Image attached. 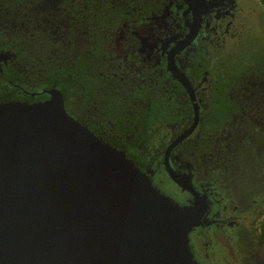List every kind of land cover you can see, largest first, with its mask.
<instances>
[{
  "label": "flooded vegetation",
  "instance_id": "af4514ba",
  "mask_svg": "<svg viewBox=\"0 0 264 264\" xmlns=\"http://www.w3.org/2000/svg\"><path fill=\"white\" fill-rule=\"evenodd\" d=\"M140 2L123 3L127 15L118 18L106 40L92 42L88 26L69 16L60 1L43 4L49 17L43 40L50 48L48 64L53 58L71 64L103 46L97 71L102 78L119 80L117 94L126 106L123 131L113 132L96 99L84 101L82 85L79 98L63 95L65 107L82 125L94 126L96 131L90 130L104 142L115 137L117 144L107 143L125 151L166 196L181 206L194 205L196 199L208 204L203 225L189 236L197 264H264V243L255 229L264 201V76L257 74L264 51L255 38L256 22L264 23L262 5L258 0ZM5 45L0 39V55L7 54L0 60V91L7 102H44L50 99L48 91H59L47 87L38 73L39 52L30 51L27 64L20 53L1 49ZM4 67L16 74L8 76ZM218 83L229 88L237 110L224 126L211 129L205 122ZM154 104L153 117L161 121L146 127L147 110ZM196 120L193 132L181 138ZM168 169L190 190L173 182Z\"/></svg>",
  "mask_w": 264,
  "mask_h": 264
},
{
  "label": "water",
  "instance_id": "95a60500",
  "mask_svg": "<svg viewBox=\"0 0 264 264\" xmlns=\"http://www.w3.org/2000/svg\"><path fill=\"white\" fill-rule=\"evenodd\" d=\"M48 94L0 103V264H197L189 236L208 204L166 196Z\"/></svg>",
  "mask_w": 264,
  "mask_h": 264
},
{
  "label": "trees",
  "instance_id": "16d2710c",
  "mask_svg": "<svg viewBox=\"0 0 264 264\" xmlns=\"http://www.w3.org/2000/svg\"><path fill=\"white\" fill-rule=\"evenodd\" d=\"M59 1L61 3L60 7L70 12L69 16L75 18V21L77 18L82 19L81 23L88 26V32L91 36L89 41L92 42L94 39L98 41L106 40L104 39L105 35L108 34L109 29H114V24L118 23V18L127 15L122 5L123 3H128L131 7L134 1L140 2V0H0V39L6 43L1 49L20 53V59L23 63L26 62V55L27 60H32V58L28 57L30 51L39 52L37 56L42 62L38 65V73L43 76L47 87L56 86L62 95L71 99L79 98V94L83 89V93L86 96L84 101L90 103L92 99H96L99 103V108L108 114L110 123L114 127L113 132L115 134L122 132L126 120V106L117 94L120 92L118 88L119 80L114 81L102 78L100 72L97 71L96 60L101 59V56L105 54L101 44L93 48L89 54L86 53L84 57H77L76 61L71 64H67L65 61L60 62L55 58L52 59V65L48 64L50 48L43 40L48 36L47 18L49 17L43 13L45 9L43 4ZM144 1L146 0H142V2ZM142 2L139 5H143ZM147 2L150 3V0H147ZM259 2L263 8L262 20L264 21V0H259ZM145 9L148 14L151 12L150 7ZM7 33L12 35L8 37ZM9 38L14 40V42L10 41ZM45 51L46 54L41 55L40 52ZM258 63H260V69L257 74L263 79V56H260ZM3 69L8 76L16 74L11 67H4ZM79 85H82V89L78 87ZM218 86L219 88L214 90L211 112L205 122V125L207 127L210 126L211 129L224 126L225 122H229L232 113L237 110L234 102L228 96L229 88L225 87L223 83H218ZM97 95H99L98 99L95 97ZM8 100L9 98L5 91H0V103ZM157 111L158 106L156 104L151 105L150 110H147L145 117L146 127H150L157 120L161 121V117L158 119L153 117L152 112L156 113ZM73 115L76 117L75 108H73ZM108 124L109 122L105 124L106 127ZM89 127L95 130L94 126L90 125ZM104 136L107 137V135ZM105 139L107 142L117 144L115 137L113 139ZM260 144L263 145L264 142L260 141ZM259 207L262 210H260L258 216H261L264 214V201ZM259 233L260 239L264 243V221L259 225Z\"/></svg>",
  "mask_w": 264,
  "mask_h": 264
},
{
  "label": "rangeland",
  "instance_id": "374dc122",
  "mask_svg": "<svg viewBox=\"0 0 264 264\" xmlns=\"http://www.w3.org/2000/svg\"><path fill=\"white\" fill-rule=\"evenodd\" d=\"M259 1V0H258ZM262 6L260 8V10H262ZM258 24L257 27V34H255V38H257V42L259 44V46H261V50L264 51V23L260 20H258L256 22ZM262 221H264V214H262L261 216H259L256 221H255V229L259 231V225L262 223Z\"/></svg>",
  "mask_w": 264,
  "mask_h": 264
}]
</instances>
